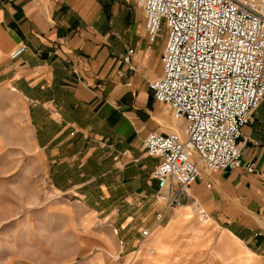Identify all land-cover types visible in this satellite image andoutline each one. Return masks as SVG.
I'll return each mask as SVG.
<instances>
[{"label": "crops", "instance_id": "1", "mask_svg": "<svg viewBox=\"0 0 264 264\" xmlns=\"http://www.w3.org/2000/svg\"><path fill=\"white\" fill-rule=\"evenodd\" d=\"M132 4L0 0V81L43 117L39 128L44 142L55 144L51 155L84 171L92 167L103 204L124 207L109 212L107 220L120 223L125 251L148 249L147 264H264V98L239 143L242 161L254 163V172L203 168L183 205L165 207L154 198L151 173L158 159L147 156L142 143L149 132L182 127L148 87L162 75L166 34L150 43L144 26L142 34L125 33L122 19L133 16ZM18 45L25 52L10 59ZM128 49L130 70L123 62ZM102 141L113 145L112 156ZM188 208L204 210L213 229L197 227ZM157 214L163 215L160 221ZM144 229L146 237L140 234Z\"/></svg>", "mask_w": 264, "mask_h": 264}, {"label": "built area", "instance_id": "2", "mask_svg": "<svg viewBox=\"0 0 264 264\" xmlns=\"http://www.w3.org/2000/svg\"><path fill=\"white\" fill-rule=\"evenodd\" d=\"M132 1L142 11L150 43L166 29L162 75L148 87L184 125L180 132H149L142 146L147 156L158 159L151 173L154 198L167 208L181 207L203 168L255 170L254 163L242 161L239 143L264 98V0ZM25 50L16 46L10 59ZM132 54L128 49L123 57L127 70ZM101 143L112 156L113 145ZM197 214L203 223L209 220L204 210L197 208ZM162 217L156 215L158 221ZM140 234L146 237L148 231Z\"/></svg>", "mask_w": 264, "mask_h": 264}, {"label": "rangeland", "instance_id": "3", "mask_svg": "<svg viewBox=\"0 0 264 264\" xmlns=\"http://www.w3.org/2000/svg\"><path fill=\"white\" fill-rule=\"evenodd\" d=\"M132 7L133 16L123 15L122 26L125 33L142 34V11ZM32 105L0 81V264H147L148 249L125 251L120 223L107 220L109 212L122 213L124 207L103 204L92 167L84 171L51 155L55 144L44 142L43 117ZM194 218L197 227L213 229L197 210Z\"/></svg>", "mask_w": 264, "mask_h": 264}]
</instances>
